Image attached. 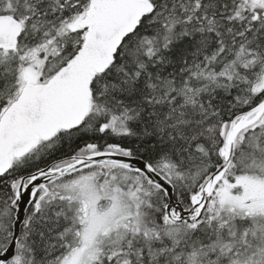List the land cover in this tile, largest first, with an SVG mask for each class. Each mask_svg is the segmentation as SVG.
<instances>
[{
  "label": "snow or ice",
  "instance_id": "6c2138e0",
  "mask_svg": "<svg viewBox=\"0 0 264 264\" xmlns=\"http://www.w3.org/2000/svg\"><path fill=\"white\" fill-rule=\"evenodd\" d=\"M0 264H264V0H0Z\"/></svg>",
  "mask_w": 264,
  "mask_h": 264
}]
</instances>
